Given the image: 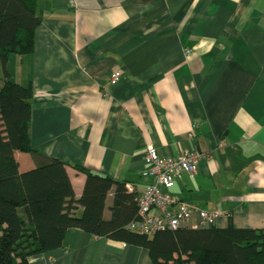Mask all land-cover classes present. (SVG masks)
I'll return each mask as SVG.
<instances>
[{
	"label": "crops",
	"instance_id": "crops-1",
	"mask_svg": "<svg viewBox=\"0 0 264 264\" xmlns=\"http://www.w3.org/2000/svg\"><path fill=\"white\" fill-rule=\"evenodd\" d=\"M38 2L34 52L7 68L33 87V149L66 163L76 195L86 176L72 166L141 196L147 146L194 149L197 175L183 174L175 196L222 212L216 228L264 229V0ZM15 157L21 172L35 167L31 153ZM199 223L195 212L186 228ZM65 245L29 264H152L144 248L79 229Z\"/></svg>",
	"mask_w": 264,
	"mask_h": 264
},
{
	"label": "trees",
	"instance_id": "trees-1",
	"mask_svg": "<svg viewBox=\"0 0 264 264\" xmlns=\"http://www.w3.org/2000/svg\"><path fill=\"white\" fill-rule=\"evenodd\" d=\"M38 5V0H0V264H29L34 255L66 248L72 229L144 248L152 264H264V229L228 222L224 228L135 234L128 226L139 219L140 194L129 191L126 181L72 166L86 176L77 196L66 163L33 149V87L11 80L7 66L11 56L34 52ZM17 151L31 153L35 167L21 172ZM176 184L167 190L173 196Z\"/></svg>",
	"mask_w": 264,
	"mask_h": 264
},
{
	"label": "built area",
	"instance_id": "built-area-1",
	"mask_svg": "<svg viewBox=\"0 0 264 264\" xmlns=\"http://www.w3.org/2000/svg\"><path fill=\"white\" fill-rule=\"evenodd\" d=\"M123 76L122 70H116L110 79L117 84ZM203 154L194 149H186L176 157H162L152 145L147 146L143 176L151 177L152 183L139 198V219L133 221L128 229L139 235H151L165 230H178L191 227V219L196 212L200 223L197 227H213L222 218L220 211L195 209L186 202L169 194L183 174L197 175Z\"/></svg>",
	"mask_w": 264,
	"mask_h": 264
},
{
	"label": "rangeland",
	"instance_id": "rangeland-1",
	"mask_svg": "<svg viewBox=\"0 0 264 264\" xmlns=\"http://www.w3.org/2000/svg\"><path fill=\"white\" fill-rule=\"evenodd\" d=\"M11 69L13 70V72L15 73V75H16V73H17V69L15 68V63H12L11 64ZM114 73V72H113ZM11 80H13L12 78H11ZM14 81V80H13ZM3 83H4V79H3V68H2V65H1V62H0V87H2L3 86ZM118 83V82H117Z\"/></svg>",
	"mask_w": 264,
	"mask_h": 264
},
{
	"label": "bare ground",
	"instance_id": "bare-ground-1",
	"mask_svg": "<svg viewBox=\"0 0 264 264\" xmlns=\"http://www.w3.org/2000/svg\"><path fill=\"white\" fill-rule=\"evenodd\" d=\"M115 85V84H114Z\"/></svg>",
	"mask_w": 264,
	"mask_h": 264
}]
</instances>
